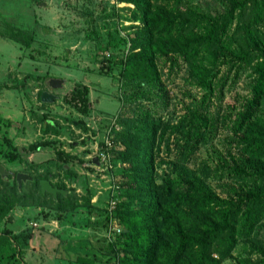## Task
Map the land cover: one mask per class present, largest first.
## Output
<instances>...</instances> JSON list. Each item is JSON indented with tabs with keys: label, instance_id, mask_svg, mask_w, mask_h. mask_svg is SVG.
Listing matches in <instances>:
<instances>
[{
	"label": "rangeland",
	"instance_id": "rangeland-1",
	"mask_svg": "<svg viewBox=\"0 0 264 264\" xmlns=\"http://www.w3.org/2000/svg\"><path fill=\"white\" fill-rule=\"evenodd\" d=\"M7 2L0 0V9L7 7ZM178 2L180 8H191L213 18L227 11L232 2L244 6L241 17L239 11L233 12L234 18L221 41L222 49L215 54L214 78L223 74L226 77L220 89L216 90L215 84L213 85L210 101L203 112L204 118L211 120L212 127L196 143L184 162L176 157L177 153L184 151V134L182 135L181 130V134L171 131L170 126L196 106L204 90L191 79L179 57L170 62L166 57L154 56L157 78L152 83H143L137 87L136 79L126 81L121 77L116 59L123 52L121 46L128 45L129 35L137 24L132 17L133 7L130 4L119 0L12 1L15 9L22 13L25 10L28 12V7L35 3L42 14L40 22L34 28H31L29 15L23 18L35 38L25 58L21 57V63L16 67L18 72H7L5 68L8 59L0 54V84L8 80L9 83L12 81L10 85H15V80H11V77L17 73L26 79V86L23 88L26 102L23 116L19 121L7 123L0 115V164L13 172L11 178L0 179V201L7 199L10 203L9 194H14L13 198L16 200L0 219V234L3 229H9L8 236L15 234L20 237L27 232L31 234L29 243L25 246L5 240L8 247L2 248V262H106L110 251L108 246L119 240L120 233L109 235L106 231V194L100 187L107 182L101 176L102 173L91 165L94 160L91 156L95 152V143L100 142L111 122L115 121L118 126L117 129H112L115 134L121 128L117 119L135 116L137 109H147L149 114L159 118L161 124V135L151 148L156 181L166 174L184 173L221 197L234 195L231 187L248 184L251 171L241 175L231 174L232 162L226 152L233 156L237 154L233 142V118L254 77L255 56L259 54V49H254L248 39L243 43L239 37L244 33L242 27L250 10V1ZM8 24L11 23L0 21L2 34L12 30L7 27ZM256 32L257 37L263 39L261 34H264V28H259ZM2 42L4 41L0 39V47H6ZM241 43L242 50H246L249 57L244 62L233 61L227 69L229 61L225 60L233 58L232 52ZM110 45L115 48L111 55V60L114 58V61L107 69H100L102 53L109 51L106 47ZM50 78L60 80L61 84L50 85L47 82ZM75 81L84 83L89 88V110L84 117L62 99ZM39 90H48L56 97L52 102H38ZM254 114L258 121L264 122V100ZM81 118L83 123L78 122ZM5 139L10 140L11 146L20 147L19 154L30 161L20 159L18 155L13 157L12 149ZM34 141H46L48 144L30 153L22 150V146ZM63 164H67L73 171L75 168L79 172H76L77 176L67 179ZM84 169L89 170L91 175H84ZM114 169L116 172L121 171L120 166ZM16 173H22L26 177L17 181ZM40 176H45L52 185L64 184L66 192H69L68 198H59L53 202L46 196L45 205L38 204V201H42L39 197ZM97 190L101 192L97 194ZM262 222L253 239L236 236L232 247L219 257L217 264H255L259 253L250 249V244L257 242L264 247V217ZM4 239L7 237L4 236ZM215 249L212 243L210 250L214 254ZM111 263L112 260L109 261Z\"/></svg>",
	"mask_w": 264,
	"mask_h": 264
},
{
	"label": "trees",
	"instance_id": "trees-1",
	"mask_svg": "<svg viewBox=\"0 0 264 264\" xmlns=\"http://www.w3.org/2000/svg\"><path fill=\"white\" fill-rule=\"evenodd\" d=\"M119 1L133 7L131 14L137 21L129 35L128 45L121 46L123 52L116 59L121 77L126 81L136 79L137 87L152 83L157 78L154 56L166 57L170 62L179 57L191 79L204 90L196 106L170 126L171 131L180 133L181 130L184 134V151L176 154L184 162L192 148L212 127L211 120H206L203 112L210 101L213 85L216 90L220 89L226 77L223 74L214 78L215 54L222 49L221 41L234 18L233 12L239 11L241 17L244 6L232 2L227 11L213 18L191 8H180L179 0ZM249 1L250 10L242 27L244 33L239 37L243 43L248 39L254 49H259V54L255 56L254 77L233 118V142L237 154L233 156L226 152L232 162L231 174L241 175L251 171L248 184L231 187L234 195L221 197L184 173L166 174L156 181L151 148L161 135L159 118L153 117L147 109H137L135 116L119 117L117 120L121 128L112 135V156L113 163L119 164L121 169L118 172L113 169V176L119 183L114 215L122 229L119 240L109 244L108 258L101 264H109L110 260L111 264H217L219 257L232 247L236 236L253 239L262 225L264 122L258 121L254 113L264 100V34H261V39L256 32L264 28V0ZM6 36L22 41L25 46L33 40L31 34L22 30H11ZM106 49L110 55L106 57L102 53L100 69H107L114 61V58L111 60L114 46ZM232 57L225 60L229 61L227 69L233 61L244 62L249 53L242 50L241 43L232 52ZM24 82L20 80L21 85ZM88 90L86 84L75 81L62 99L84 117L89 110ZM41 91L37 93L38 100ZM78 122L83 123V118ZM5 140L12 149L13 157L18 155L23 159L18 152L20 147L11 146L10 140ZM47 144L46 141H34L21 148L30 153ZM63 170L67 179L77 176L67 164H63ZM11 175L13 172L6 177L0 175V179L11 178ZM40 177L45 179V176ZM54 186L65 189L64 184ZM68 194V191L58 192L52 196L48 192H40L42 201L38 204L45 205L46 196L55 202L59 198H68ZM8 196L10 203L7 199L0 201V219L9 205L16 202L14 194ZM8 235L9 229H3L0 253L3 247H8L5 240L25 246L31 238L30 232L20 237ZM212 243L216 248L215 254L210 250ZM250 249L259 253L255 264H264V247L251 242ZM0 264H5L1 258Z\"/></svg>",
	"mask_w": 264,
	"mask_h": 264
},
{
	"label": "crops",
	"instance_id": "crops-1",
	"mask_svg": "<svg viewBox=\"0 0 264 264\" xmlns=\"http://www.w3.org/2000/svg\"><path fill=\"white\" fill-rule=\"evenodd\" d=\"M8 5L5 4L7 7H2L0 9V21L2 23H5L6 21L11 23L8 24L7 27H11L12 31L22 30L26 33L31 34L32 39H34L33 32L31 33L28 30L29 24L25 22L23 18H27V15L30 16V23L31 28H34L36 24L40 22V15L42 14L39 6L35 5V3H32L27 9L28 12L22 13L21 10L15 9L16 7L11 4L13 0H5ZM26 2L27 0H23ZM1 7V6H0ZM15 27V28H13ZM31 30V29H30ZM33 30V29H32ZM6 34H2L0 32V39L4 42L3 46L6 45V47H0V54H3L6 56V60L8 59V62L6 64L7 72L15 71L18 72L17 68L18 65L21 63V57L25 58V54L29 49L32 48L31 43L28 46H25L22 44V41L10 38L6 36ZM4 52V53H3ZM20 57V58H19ZM14 58V59H12ZM12 66V67H11ZM23 71V70H19ZM34 75V74H33ZM16 76V78H14ZM31 76V75H30ZM15 80V85H10L12 83H9L8 80L5 83L0 84V111H1V117L5 118L7 122L14 123L13 121H19V119L23 116L24 110L23 108L25 106V94L23 88H25L26 84L24 82V85H21L20 79L26 80L25 77H20L19 74H15L11 77V80ZM15 91V94L13 92ZM40 102V100H38ZM31 159V156H30ZM75 172V168H73ZM84 175L90 176L91 172L89 170H83L82 171ZM79 173V172H77ZM94 198V196H93Z\"/></svg>",
	"mask_w": 264,
	"mask_h": 264
},
{
	"label": "built area",
	"instance_id": "built-area-1",
	"mask_svg": "<svg viewBox=\"0 0 264 264\" xmlns=\"http://www.w3.org/2000/svg\"><path fill=\"white\" fill-rule=\"evenodd\" d=\"M115 1V0H114ZM104 55L108 57L110 55L109 51H105ZM118 126L115 121H112L110 126L106 128L105 133L103 134L100 142L95 143V152L93 154L94 161L91 162V165L102 173L107 182L101 191H104L106 194V222L105 227L109 235L119 234L121 232V224L118 221V218L114 215L115 205L117 203V195L119 192V183L113 176V169L116 166H119L117 163H113L112 156V129H117ZM100 190H97L96 193H100ZM96 194L94 195V200Z\"/></svg>",
	"mask_w": 264,
	"mask_h": 264
},
{
	"label": "water",
	"instance_id": "water-1",
	"mask_svg": "<svg viewBox=\"0 0 264 264\" xmlns=\"http://www.w3.org/2000/svg\"><path fill=\"white\" fill-rule=\"evenodd\" d=\"M50 85L58 86L61 84V81L56 78H50L47 81ZM56 95L48 90H42L40 93V101L42 102H52L55 99ZM8 174H12L11 171L6 170L2 164H0V175L2 177H6ZM16 180L20 181L21 178H25L26 175L22 173H16ZM40 190L41 192L51 193L52 196H55L57 192L66 193L65 189L59 188L57 186L52 185L47 179L39 180Z\"/></svg>",
	"mask_w": 264,
	"mask_h": 264
}]
</instances>
